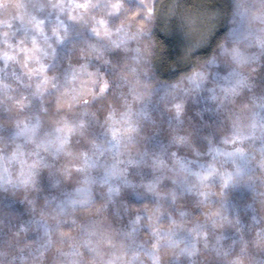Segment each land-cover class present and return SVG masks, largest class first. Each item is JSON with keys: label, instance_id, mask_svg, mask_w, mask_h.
<instances>
[{"label": "clouds", "instance_id": "1", "mask_svg": "<svg viewBox=\"0 0 264 264\" xmlns=\"http://www.w3.org/2000/svg\"><path fill=\"white\" fill-rule=\"evenodd\" d=\"M0 264H264V0H0Z\"/></svg>", "mask_w": 264, "mask_h": 264}]
</instances>
